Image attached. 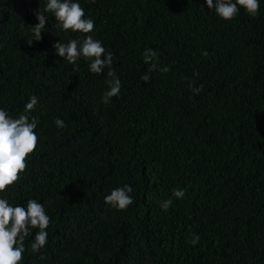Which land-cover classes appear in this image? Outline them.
<instances>
[{
    "label": "trees",
    "instance_id": "obj_1",
    "mask_svg": "<svg viewBox=\"0 0 264 264\" xmlns=\"http://www.w3.org/2000/svg\"><path fill=\"white\" fill-rule=\"evenodd\" d=\"M73 2L94 31L65 32L47 12L29 46L47 0H0V108L18 118L36 96L39 119L27 169L0 198L36 199L50 217L46 246L30 250L32 229L21 264H264V0L232 20L206 0ZM86 35L113 54L122 87L108 104V69L81 58L74 71L54 48ZM145 49L158 53L148 83ZM124 185L134 203L106 204Z\"/></svg>",
    "mask_w": 264,
    "mask_h": 264
},
{
    "label": "clouds",
    "instance_id": "obj_2",
    "mask_svg": "<svg viewBox=\"0 0 264 264\" xmlns=\"http://www.w3.org/2000/svg\"><path fill=\"white\" fill-rule=\"evenodd\" d=\"M209 9H215L217 15L224 20L234 19L244 8L253 17L257 16L260 3L259 0H206ZM239 6V7H238ZM53 14L57 27L67 32H80L89 34L94 31L95 22L91 18H85V11L80 3L73 0H47L44 9L35 12L39 21L31 25L32 39H27L29 46L33 40L39 42L43 39L42 33L46 28L48 17L45 13ZM24 23L21 24V28ZM56 53L60 57L76 66L74 71H78L77 61L81 58L89 61V71L94 74H101L107 70L108 90L102 97V103L108 104L111 98L119 95L121 91V80L116 76L112 68L113 54L107 50L102 42L94 39L92 35H86L82 40L70 39L67 43L57 42L54 44ZM203 55L207 56L205 52ZM145 64L150 67L147 73L141 76L145 83L150 82V73L157 70L158 53L153 49H145L143 54ZM162 73L169 71L168 67L159 69ZM201 88L190 86V90L199 94ZM38 103V98L32 96L26 103L24 112L18 118H13L0 108V193H4L9 187L13 186L20 179V174L27 169V158L34 153L38 145V136L35 129L39 119L31 116ZM54 123L59 128L66 127L64 121L55 118ZM133 188L130 185L115 188L105 197V203L117 210H126L134 203L130 195ZM186 195L184 189H173V196L182 199ZM173 205L172 199H165L160 203V208L167 212ZM50 225V217L46 214L45 207L36 199L27 201L26 209L24 206H12L7 198H0V264H21L26 251L25 238L31 235L32 229H38L34 240L30 243V250L39 253L47 244L48 232L46 229ZM200 236L193 234L191 243L193 246L198 244Z\"/></svg>",
    "mask_w": 264,
    "mask_h": 264
}]
</instances>
